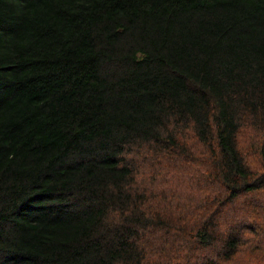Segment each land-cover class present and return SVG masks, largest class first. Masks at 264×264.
Here are the masks:
<instances>
[{
	"label": "trees",
	"instance_id": "obj_1",
	"mask_svg": "<svg viewBox=\"0 0 264 264\" xmlns=\"http://www.w3.org/2000/svg\"><path fill=\"white\" fill-rule=\"evenodd\" d=\"M0 264H264V0H0Z\"/></svg>",
	"mask_w": 264,
	"mask_h": 264
}]
</instances>
